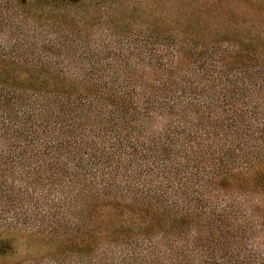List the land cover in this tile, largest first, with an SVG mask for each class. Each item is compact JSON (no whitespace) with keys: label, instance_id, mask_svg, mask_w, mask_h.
<instances>
[{"label":"trees","instance_id":"1","mask_svg":"<svg viewBox=\"0 0 264 264\" xmlns=\"http://www.w3.org/2000/svg\"><path fill=\"white\" fill-rule=\"evenodd\" d=\"M32 1L0 0V264H264V0Z\"/></svg>","mask_w":264,"mask_h":264},{"label":"rangeland","instance_id":"2","mask_svg":"<svg viewBox=\"0 0 264 264\" xmlns=\"http://www.w3.org/2000/svg\"><path fill=\"white\" fill-rule=\"evenodd\" d=\"M28 5L34 9H39L40 4L35 3L32 0H26ZM151 0H88L87 6L81 7V11L86 9H94V10H114L116 8H125L134 9L138 7V4L142 2H150ZM246 12H251L254 21L258 23V26L264 31V10L261 11L258 8H249L246 5L242 7ZM19 243V242H18Z\"/></svg>","mask_w":264,"mask_h":264}]
</instances>
